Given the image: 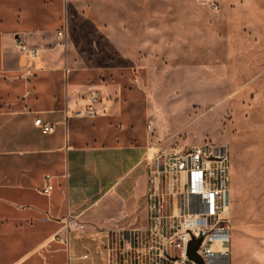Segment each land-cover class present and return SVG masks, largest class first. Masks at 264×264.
<instances>
[{
  "label": "crops",
  "instance_id": "obj_1",
  "mask_svg": "<svg viewBox=\"0 0 264 264\" xmlns=\"http://www.w3.org/2000/svg\"><path fill=\"white\" fill-rule=\"evenodd\" d=\"M67 21L68 0H0V264H110V234L147 225L145 91L73 61Z\"/></svg>",
  "mask_w": 264,
  "mask_h": 264
},
{
  "label": "rangeland",
  "instance_id": "obj_2",
  "mask_svg": "<svg viewBox=\"0 0 264 264\" xmlns=\"http://www.w3.org/2000/svg\"><path fill=\"white\" fill-rule=\"evenodd\" d=\"M65 45L145 91L147 172L162 149L228 147L231 264H264V0H68Z\"/></svg>",
  "mask_w": 264,
  "mask_h": 264
},
{
  "label": "built area",
  "instance_id": "obj_3",
  "mask_svg": "<svg viewBox=\"0 0 264 264\" xmlns=\"http://www.w3.org/2000/svg\"><path fill=\"white\" fill-rule=\"evenodd\" d=\"M16 46L22 54L39 55L22 41ZM99 100L98 94L90 98L92 104ZM35 125L43 134L54 133L41 120ZM231 173L224 145L180 144L158 151L148 165L147 225L110 234V264H231ZM46 182L49 194L52 177Z\"/></svg>",
  "mask_w": 264,
  "mask_h": 264
},
{
  "label": "water",
  "instance_id": "obj_4",
  "mask_svg": "<svg viewBox=\"0 0 264 264\" xmlns=\"http://www.w3.org/2000/svg\"><path fill=\"white\" fill-rule=\"evenodd\" d=\"M190 255H191V257H194V255H193V253H192V252L190 253Z\"/></svg>",
  "mask_w": 264,
  "mask_h": 264
}]
</instances>
